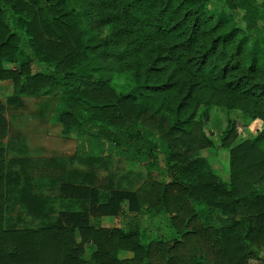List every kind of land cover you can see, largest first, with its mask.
Returning a JSON list of instances; mask_svg holds the SVG:
<instances>
[{"label": "trees", "instance_id": "1", "mask_svg": "<svg viewBox=\"0 0 264 264\" xmlns=\"http://www.w3.org/2000/svg\"><path fill=\"white\" fill-rule=\"evenodd\" d=\"M208 1L0 0V79L13 84L6 102L55 96L63 136L118 146L147 169L134 189L107 193L90 177L64 179L60 198L80 208L41 226L7 227L8 176L23 173L9 167L2 144L9 120L0 97V264H264V126L235 142L238 125L228 122L219 143L228 149L226 178L202 153L215 148L211 106L264 122V1L223 0L244 10L241 19L207 13ZM91 17L100 32L87 29ZM116 73L125 86L113 83ZM160 141L165 180L154 173ZM124 203L167 212L170 236L143 241L136 229L91 222ZM213 209L220 226L208 222Z\"/></svg>", "mask_w": 264, "mask_h": 264}, {"label": "rangeland", "instance_id": "2", "mask_svg": "<svg viewBox=\"0 0 264 264\" xmlns=\"http://www.w3.org/2000/svg\"><path fill=\"white\" fill-rule=\"evenodd\" d=\"M263 2L264 0H253ZM207 13L216 16L220 11H226L235 19H241L244 10L241 8H227L223 0H211L206 3ZM94 17L85 18L87 29H96ZM264 24V21H262ZM104 32V31H103ZM5 65H9L5 63ZM126 75L116 73L112 81L115 85L125 86ZM0 97L6 105V116L9 120L7 138L2 140L7 148L6 156L9 167H20L23 176H8L7 185V209L5 222L7 227L30 226L37 227L56 220L63 209L80 208V203H69L59 196V183L64 179H83L90 177V182L107 193L113 188L134 189L146 178V166L130 156L118 153V146L108 150V140L105 139L104 147L91 143L87 138L76 137L74 133L63 136L60 133V124L54 119V110L57 97L27 95L23 97L22 104L6 102V96L12 93L11 79H1ZM0 80V81H1ZM230 120H235L239 134L235 142L247 137H252L257 130L264 126V122L258 118H250L241 113L237 108L226 110L222 106L213 105L208 112L207 123L212 131L214 146L202 153L209 158L213 166L219 170L222 177L228 175V149L219 146L220 137ZM120 139L119 133H112ZM114 140V139H113ZM155 160L156 176L166 179L168 164L164 147L159 142ZM264 146V145H263ZM91 147V148H90ZM26 153L29 159L15 160L18 153ZM34 157L36 159L34 160ZM17 163V164H16ZM87 169L89 175L83 170ZM12 173V172H11ZM40 175L47 182L39 179ZM31 179V181H30ZM258 190H264V185L257 186ZM205 222V220H203ZM91 222L95 225H114L123 230L136 229L141 233L142 240L150 238L169 237L173 227L169 220V214L165 211H149L141 209L130 211L127 204L118 215L91 216ZM215 226L224 223L217 210H211V218L208 220ZM90 245H86V257L90 254ZM119 256H130L131 251L118 250Z\"/></svg>", "mask_w": 264, "mask_h": 264}, {"label": "crops", "instance_id": "3", "mask_svg": "<svg viewBox=\"0 0 264 264\" xmlns=\"http://www.w3.org/2000/svg\"><path fill=\"white\" fill-rule=\"evenodd\" d=\"M1 80V79H0ZM0 82H2V80L0 81ZM7 138V137H6ZM18 155L19 156H29V155H27L26 153H18ZM30 157V156H29ZM31 158V157H30ZM36 159V157H34V160Z\"/></svg>", "mask_w": 264, "mask_h": 264}]
</instances>
